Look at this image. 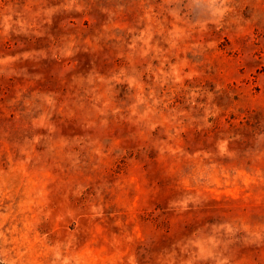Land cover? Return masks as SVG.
Returning <instances> with one entry per match:
<instances>
[{"label": "rangeland", "instance_id": "rangeland-1", "mask_svg": "<svg viewBox=\"0 0 264 264\" xmlns=\"http://www.w3.org/2000/svg\"><path fill=\"white\" fill-rule=\"evenodd\" d=\"M0 264H264V0H0Z\"/></svg>", "mask_w": 264, "mask_h": 264}]
</instances>
